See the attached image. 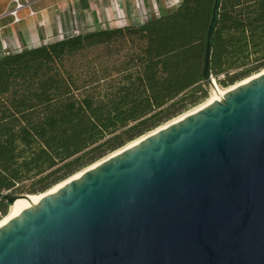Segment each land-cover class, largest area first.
I'll list each match as a JSON object with an SVG mask.
<instances>
[{"label":"water","instance_id":"obj_1","mask_svg":"<svg viewBox=\"0 0 264 264\" xmlns=\"http://www.w3.org/2000/svg\"><path fill=\"white\" fill-rule=\"evenodd\" d=\"M256 75L2 224L0 264H264V72ZM30 195L0 199L9 207Z\"/></svg>","mask_w":264,"mask_h":264},{"label":"trees","instance_id":"obj_2","mask_svg":"<svg viewBox=\"0 0 264 264\" xmlns=\"http://www.w3.org/2000/svg\"><path fill=\"white\" fill-rule=\"evenodd\" d=\"M264 69V0H182L140 24L0 56V192L40 194ZM0 199V219L8 213Z\"/></svg>","mask_w":264,"mask_h":264},{"label":"crops","instance_id":"obj_3","mask_svg":"<svg viewBox=\"0 0 264 264\" xmlns=\"http://www.w3.org/2000/svg\"><path fill=\"white\" fill-rule=\"evenodd\" d=\"M182 0H33L31 15L0 17V56L54 42L76 30L140 24L173 11ZM11 0H0V16ZM60 7V10L56 9Z\"/></svg>","mask_w":264,"mask_h":264},{"label":"bare ground","instance_id":"obj_4","mask_svg":"<svg viewBox=\"0 0 264 264\" xmlns=\"http://www.w3.org/2000/svg\"><path fill=\"white\" fill-rule=\"evenodd\" d=\"M261 71L264 72V69L261 70ZM258 73H255L252 76H257L256 74H258ZM247 80H249V77L245 78L244 80L237 81L235 84H233L231 86H228L227 88H224V89L215 88L214 89V92L207 98V100H205L203 103L199 104L198 106L194 107L193 109H190L189 111L185 112L184 114H180V116L174 118L173 120L169 121L168 123L160 126L159 130L161 128H164L165 126H168V125L172 124L173 122H176V120H179L181 118H184L185 116H187V115H189V114H191L193 112H196L197 110H199V109H201V108H203V107L211 104L215 100H221L223 98L224 94L226 92H228V90H230V89L238 86L242 82H246ZM142 138H144V137L142 136V137H140V138H138V139H136V140L128 143L125 147L128 148L129 146H132V145L136 144L137 142H139L140 140H142ZM117 152H120V149L117 150ZM96 164H97V162H96ZM96 164L94 163L93 165H91L89 167L92 168ZM82 174H83V170L80 171V172H77L76 174H74V176H71L70 179H67L65 181L60 182L59 184L55 185L53 188L49 189L46 192H42L40 194H31L28 198H26V197H20V198H18L11 206H9L8 213L0 219V226L2 224H4V223H7L13 216L18 215L21 211H23L24 209L30 207L35 202L40 201L42 198H44L45 196H47L48 194H50L54 190L61 188L63 185H65L67 182H69V180H72L74 178H77V177L81 176Z\"/></svg>","mask_w":264,"mask_h":264},{"label":"built area","instance_id":"obj_5","mask_svg":"<svg viewBox=\"0 0 264 264\" xmlns=\"http://www.w3.org/2000/svg\"><path fill=\"white\" fill-rule=\"evenodd\" d=\"M32 2L33 0H11L7 11L0 17L11 16L15 22H19L21 20V12L23 10H28L31 15H34L36 12L31 8ZM56 9L60 10V7L58 6Z\"/></svg>","mask_w":264,"mask_h":264},{"label":"rangeland","instance_id":"obj_6","mask_svg":"<svg viewBox=\"0 0 264 264\" xmlns=\"http://www.w3.org/2000/svg\"><path fill=\"white\" fill-rule=\"evenodd\" d=\"M215 88L224 89V88H227V87L222 86L221 84H219L217 82L216 79H213V82H210V85H209V96L214 92ZM18 194H30V193H18Z\"/></svg>","mask_w":264,"mask_h":264}]
</instances>
